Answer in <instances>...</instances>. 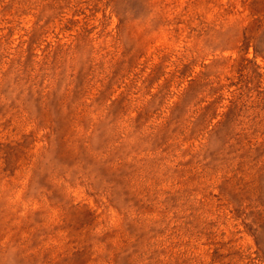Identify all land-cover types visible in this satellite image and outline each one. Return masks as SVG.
<instances>
[{
    "label": "rangeland",
    "instance_id": "1",
    "mask_svg": "<svg viewBox=\"0 0 264 264\" xmlns=\"http://www.w3.org/2000/svg\"><path fill=\"white\" fill-rule=\"evenodd\" d=\"M0 264H264V0H0Z\"/></svg>",
    "mask_w": 264,
    "mask_h": 264
}]
</instances>
